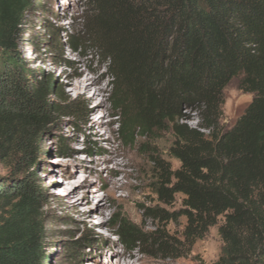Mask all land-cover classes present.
<instances>
[{"label":"trees","instance_id":"trees-1","mask_svg":"<svg viewBox=\"0 0 264 264\" xmlns=\"http://www.w3.org/2000/svg\"><path fill=\"white\" fill-rule=\"evenodd\" d=\"M90 16L71 46L95 49L109 65L112 103L124 115L121 137L133 140L173 124L178 169L154 160L159 202L182 195L179 238L144 231L123 218V244L179 258L219 225L215 264H264V0H85ZM32 0H0V158L24 172L38 138L61 117L82 123L86 108L56 90L55 77L31 69L19 52L20 27ZM58 39L60 35L58 34ZM240 77L253 99L230 129L221 125L224 90ZM59 96L55 100L54 96ZM198 113L199 127L179 124ZM25 176L0 190V264H45V193ZM162 222L174 220L150 207Z\"/></svg>","mask_w":264,"mask_h":264},{"label":"rangeland","instance_id":"rangeland-1","mask_svg":"<svg viewBox=\"0 0 264 264\" xmlns=\"http://www.w3.org/2000/svg\"><path fill=\"white\" fill-rule=\"evenodd\" d=\"M32 2L33 6L26 12L20 27L19 52L31 69L54 75L56 90L64 97L77 98L86 108L82 123L65 116L51 125L36 142L35 164L23 166L24 172L34 177L45 193L42 210L46 229L45 264H117L116 254L126 250L139 254L144 259L143 264H215L223 249L219 225L211 227L204 238L197 240L179 258L156 257L150 255L143 245L121 242L118 228L114 225L119 218L136 224L144 231H154L159 227L177 238L181 236L185 218L177 217L182 209V195L175 196L171 205H165L153 192L156 183L154 160H164L173 170L180 166V162L170 154L174 141L173 124H167V129L157 131L149 138L143 137L142 131L136 128L133 141H125L119 134L124 115L111 100L114 82L107 61L90 46H71V37L79 34L90 16L87 2ZM77 71L97 80L95 85L100 92L93 98V92L83 94L73 88L72 81L78 79ZM239 85L240 77H236L224 90L221 118L224 129H230L236 123L253 99L254 95L241 90ZM53 98L60 99L58 95ZM101 100L104 101L97 109L98 114L90 113ZM186 112L189 118L180 120L179 124L199 127L198 113L188 109ZM104 115L106 122L114 119L110 123L111 131L103 129L104 124L101 127L94 124L95 130H99L95 133L86 125L88 118L93 123H101L99 119ZM113 145L134 158L135 167L127 168L131 174L128 178L122 173L113 175L112 161L100 162L112 155ZM16 159L14 156L6 160L0 158V190L8 189L5 184L11 185L25 176L15 166ZM112 177L128 182V187L116 193L117 199L105 200V225H101L102 209L99 208L92 211L95 217L89 221L87 209L97 206L98 196L106 195L110 189L107 181ZM150 207L164 210L169 216H174V220L159 222L151 216Z\"/></svg>","mask_w":264,"mask_h":264},{"label":"bare ground","instance_id":"bare-ground-1","mask_svg":"<svg viewBox=\"0 0 264 264\" xmlns=\"http://www.w3.org/2000/svg\"><path fill=\"white\" fill-rule=\"evenodd\" d=\"M75 75H78V79L76 81H72V86L73 88L83 94H86L88 92H93L91 98H93V96L100 92L99 88L96 87V82L97 80L94 79L93 77H88L84 72L81 71H77L75 73ZM92 90V91H91ZM104 100H101L99 102V104H96L92 110L90 111V113H94V114H98V107L101 106L102 102ZM106 116H102L99 121L101 123H93L91 121H89V118L86 120V125L91 127L90 129L94 130L95 133H97L99 130H95L94 124H96L97 126L101 127L103 124L105 126H103L102 128L105 129L106 131H111V125L110 123H112L114 121L113 118L109 119V122H106L107 120L105 119ZM107 123V124H106ZM109 123V124H108ZM113 152L112 155L110 157L105 158L104 160H101L100 162L104 161V162H108V161H112V164H114V174H118V173H122L125 175L126 178L130 177L131 174L128 172V167H135V161L134 158L126 152H122L117 146L113 145L112 148ZM73 180V179H72ZM78 183V182H76ZM107 184H109V191L106 192V195L104 196H98V203L97 206H93L91 208L87 209L86 212V217L88 218L89 221H92L93 218L95 217L92 214V211L94 209H102V212L100 213L102 216V221H101V225H105L107 219L105 217V209H106V205H105V200L107 198H112V199H117L116 197V193L119 190H124L128 187V182H125L124 180H119V178H115L112 177L107 181ZM115 246V244H114ZM111 248V247H110ZM91 249V247H90ZM115 250V249H114ZM116 254V253H114ZM118 256H116V263L120 264L119 262H124L125 264H143L144 259L137 253H134L130 250H126L123 251L120 254H116ZM149 261V259H148ZM155 262V261H154ZM94 262L91 263H87V264H93ZM100 264V263H98Z\"/></svg>","mask_w":264,"mask_h":264}]
</instances>
